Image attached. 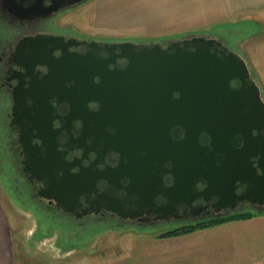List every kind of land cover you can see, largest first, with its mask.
Listing matches in <instances>:
<instances>
[{
    "label": "water",
    "instance_id": "obj_1",
    "mask_svg": "<svg viewBox=\"0 0 264 264\" xmlns=\"http://www.w3.org/2000/svg\"><path fill=\"white\" fill-rule=\"evenodd\" d=\"M164 42L165 48L157 42L65 43L40 36L20 47L27 63L48 65L52 52L60 53L48 76L32 82L16 102L23 108L31 101L27 119L35 125L28 135L41 144L26 143L25 165L44 181L41 196L66 212L83 197L84 214L105 210L130 220L144 214L168 220L180 207L199 217L212 199L215 215L187 224L245 212L236 210L240 203L264 213V99L250 69L237 52L210 36ZM71 47L86 52H69ZM51 100L68 107L67 126L82 123L76 142L82 159L89 152L96 155L88 167L58 151L59 131H51V120L43 115ZM109 153L118 155L117 165L98 169ZM74 167L78 173L71 172ZM99 182L112 190L99 192ZM158 197L164 205H156ZM198 200L205 206L196 211Z\"/></svg>",
    "mask_w": 264,
    "mask_h": 264
},
{
    "label": "rangeland",
    "instance_id": "obj_2",
    "mask_svg": "<svg viewBox=\"0 0 264 264\" xmlns=\"http://www.w3.org/2000/svg\"><path fill=\"white\" fill-rule=\"evenodd\" d=\"M213 5L212 0H91L63 15L58 24L72 26L82 38L110 42H160L192 35L223 41L217 32L226 38L236 35L230 48L245 61L264 99V20L218 24ZM6 189L0 179V264H264V213H255L257 219L236 229L238 242H223L214 252L211 241L212 250L201 254L187 250L199 247L194 238L178 243L181 249H175L171 239H157L181 224L169 219L141 227L91 226L78 235L72 231L70 237L63 220L52 221L53 216L33 212L28 205L25 211Z\"/></svg>",
    "mask_w": 264,
    "mask_h": 264
},
{
    "label": "flooded vegetation",
    "instance_id": "obj_3",
    "mask_svg": "<svg viewBox=\"0 0 264 264\" xmlns=\"http://www.w3.org/2000/svg\"><path fill=\"white\" fill-rule=\"evenodd\" d=\"M89 1L91 0H0V179L7 188L6 192L12 195L10 198L14 204L15 202L20 203V206L25 211L27 208L25 205H28L30 209H33V212H42L46 214V217L48 214L50 218L53 216L52 221H56V219L63 220L71 231H75V235L80 234V230L103 224L129 228V226L141 227L164 221L158 219V216L154 214H150V216L144 214V218L133 220L122 219L116 214L105 210H101L97 214H84L83 212L88 208V204L85 203V198L83 197L79 199L78 205L80 206L70 212H66L62 204L49 201L41 196V192L45 188L44 181L38 180L26 169V143L29 142L27 144H30V146H36L40 145L41 142L35 137H29L28 135L29 130L31 131V128L35 125L27 119L26 110L31 107V101L27 100L23 108L16 105V102L28 91L27 88L32 82L41 83L48 76L53 68V62L60 58V53L58 51L52 52L51 62H48V65H44L38 63L39 61L27 63L29 60L20 57L21 51L19 49L26 41H31L40 36L61 37L65 43L71 39L86 42L94 40L78 36L70 25L61 27L58 24L59 18L63 15L73 13ZM217 40L224 47L232 50L221 39L218 38ZM94 41L100 42V40ZM157 43H160L165 48L168 42L160 41ZM68 51L85 53L86 49L84 47H71ZM64 85L67 86L68 84L65 83ZM49 104L51 110L47 113L44 112L43 115L46 119L51 120V126H49L51 131H59L54 138L55 143L58 145V151L66 152L65 160L70 162L81 160V167H88L96 160V155L89 152L86 155V159H82L83 151L77 147L76 143L81 134L82 123L75 120L68 122L67 126V122H64L63 118L68 115V107L66 105H57L55 100H51ZM89 109L91 111L96 110V106L91 104ZM36 122L40 123V120ZM31 135L35 136L37 132L33 129ZM28 138L30 141H28ZM92 140L93 138L91 137L86 140V143L90 145ZM206 143V140L203 139L202 144ZM66 145L72 146L66 148ZM118 158V155L113 153L104 155L103 163L98 164L96 167L98 169L105 167L114 168L117 165ZM71 172L74 174L78 173V168L74 167ZM164 183L169 186L171 184L170 178H165ZM121 184L125 185L124 182ZM198 187L201 189L200 186ZM97 189L99 192H104L112 190V187L108 186L106 182H99ZM115 191L117 192L115 194L117 197L124 196L123 191ZM214 202V199L210 200L206 204L207 210L198 213L199 217H194L192 211L180 207L168 219L187 224L194 218L200 219L214 216L215 211L210 207ZM155 203L157 206L164 205L165 201L158 197ZM195 206V210L198 211L201 206H205V203L198 200L195 202ZM251 207H255V205L240 203L237 205L236 210Z\"/></svg>",
    "mask_w": 264,
    "mask_h": 264
},
{
    "label": "crops",
    "instance_id": "obj_4",
    "mask_svg": "<svg viewBox=\"0 0 264 264\" xmlns=\"http://www.w3.org/2000/svg\"><path fill=\"white\" fill-rule=\"evenodd\" d=\"M214 8H217V23L229 22L239 23V21H247V23L255 24L264 20V0H212ZM257 218H252L247 221H232L219 226H214L208 229L196 231L187 235L169 238L172 241L175 249H181L183 246L178 243H183L186 239L194 238L199 240V247L187 249L188 252H210L212 250L211 241L215 244L213 250L217 249V246H223V242L235 241L238 242V232L236 229H240L247 226L249 222ZM259 219V218H258ZM248 223L247 225H245ZM235 231V232H234ZM162 240V239H161ZM164 240V239H163ZM175 243V244H174ZM186 250V251H187ZM190 250V251H189ZM202 254V253H201Z\"/></svg>",
    "mask_w": 264,
    "mask_h": 264
},
{
    "label": "trees",
    "instance_id": "obj_5",
    "mask_svg": "<svg viewBox=\"0 0 264 264\" xmlns=\"http://www.w3.org/2000/svg\"><path fill=\"white\" fill-rule=\"evenodd\" d=\"M219 29V28H218ZM222 30V29H219ZM218 31V30H217ZM227 31V30H226ZM242 33V31H240ZM223 34H225L223 32ZM221 34L220 32L216 33L215 36H219L222 39H224L223 41L229 45V47L233 46V41H235L233 38H235L236 35L230 36L227 38ZM256 212H252V211H245V212H239V213H235V214H231L228 215L226 217H222V218H215V219H210V220H206L203 222H197V223H191V224H180L179 226L166 231L164 233H161L157 236V239H169V238H174V237H179V236H183V235H187L196 231H200V230H204V229H208L214 226H219L228 222H232V221H247L250 220L252 218H254ZM56 225V224H54ZM50 229H52V226H50ZM50 229H46V231H49ZM63 234H67V232L63 231ZM69 236L71 237L72 235V231H70V233H68ZM72 239V238H70ZM66 245V244H65ZM65 250L66 247H64V245L62 246ZM61 247V249H62Z\"/></svg>",
    "mask_w": 264,
    "mask_h": 264
}]
</instances>
